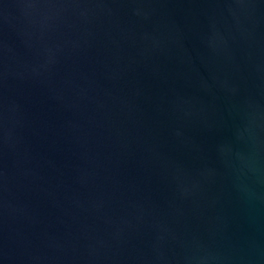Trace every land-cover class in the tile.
I'll return each mask as SVG.
<instances>
[{"label": "water", "instance_id": "1", "mask_svg": "<svg viewBox=\"0 0 264 264\" xmlns=\"http://www.w3.org/2000/svg\"><path fill=\"white\" fill-rule=\"evenodd\" d=\"M0 264H264V0H0Z\"/></svg>", "mask_w": 264, "mask_h": 264}]
</instances>
